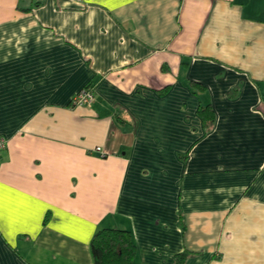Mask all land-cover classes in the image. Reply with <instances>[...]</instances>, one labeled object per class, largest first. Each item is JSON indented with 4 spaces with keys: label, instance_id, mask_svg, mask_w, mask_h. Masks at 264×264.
I'll return each mask as SVG.
<instances>
[{
    "label": "crops",
    "instance_id": "crops-1",
    "mask_svg": "<svg viewBox=\"0 0 264 264\" xmlns=\"http://www.w3.org/2000/svg\"><path fill=\"white\" fill-rule=\"evenodd\" d=\"M0 136V264H264V0H0Z\"/></svg>",
    "mask_w": 264,
    "mask_h": 264
},
{
    "label": "trees",
    "instance_id": "trees-1",
    "mask_svg": "<svg viewBox=\"0 0 264 264\" xmlns=\"http://www.w3.org/2000/svg\"><path fill=\"white\" fill-rule=\"evenodd\" d=\"M192 87L199 88V82L192 81ZM198 113L206 123L212 120L213 112L209 106H200ZM135 243L128 229L102 227L90 242L93 264H133ZM190 252L182 251L175 255L174 264H185Z\"/></svg>",
    "mask_w": 264,
    "mask_h": 264
},
{
    "label": "built area",
    "instance_id": "built-area-1",
    "mask_svg": "<svg viewBox=\"0 0 264 264\" xmlns=\"http://www.w3.org/2000/svg\"><path fill=\"white\" fill-rule=\"evenodd\" d=\"M40 1V0H38ZM93 90L89 86H84L81 88L71 99L73 105H86L89 104L93 99ZM5 146V138L0 136V149ZM97 150L100 148L97 147Z\"/></svg>",
    "mask_w": 264,
    "mask_h": 264
}]
</instances>
